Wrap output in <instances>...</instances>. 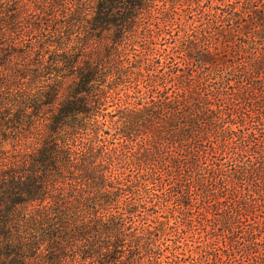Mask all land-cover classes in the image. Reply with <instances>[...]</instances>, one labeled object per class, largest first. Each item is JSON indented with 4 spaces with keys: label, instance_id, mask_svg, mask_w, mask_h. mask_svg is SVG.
Wrapping results in <instances>:
<instances>
[{
    "label": "trees",
    "instance_id": "16d2710c",
    "mask_svg": "<svg viewBox=\"0 0 264 264\" xmlns=\"http://www.w3.org/2000/svg\"><path fill=\"white\" fill-rule=\"evenodd\" d=\"M156 1L93 8L120 12L124 29ZM223 1L207 18L195 0L204 38L240 29L233 58L187 53L146 77L62 48L43 23L58 0H0V264H264V104L248 120L234 106L264 92V0ZM177 170L194 180L205 223L184 196L174 225L157 211L146 222L149 208L174 215L181 190L161 173ZM172 229L187 237L169 240Z\"/></svg>",
    "mask_w": 264,
    "mask_h": 264
},
{
    "label": "rangeland",
    "instance_id": "374dc122",
    "mask_svg": "<svg viewBox=\"0 0 264 264\" xmlns=\"http://www.w3.org/2000/svg\"><path fill=\"white\" fill-rule=\"evenodd\" d=\"M58 1L60 6H55L57 8L56 16L45 15L43 23L46 22L49 26H52V28L56 27L61 32L64 37L62 48L82 49L88 47V51H96L110 65L117 66V63L120 62L125 68L131 67L132 71L142 72L146 77L149 75L148 70L156 68L159 62L163 65L169 61L170 57H173L176 63L183 64L184 61L181 57L184 55L186 59L185 54L187 53L198 56V52L201 51L204 54H219L221 58L225 59V57L233 58V52L237 50L235 44L240 36V29L236 28V26H233L234 29H230L226 24H220V29L224 30V37L217 35L216 32L211 30H209L211 33L207 34V38L202 35L205 27L202 25L208 22L207 19L202 22L203 19L210 13H214L208 7L215 6L217 3L224 5L223 0H198L199 4L205 7L204 12L206 13L203 17L201 12L198 11L199 8H197L195 0H157L154 9L151 11L144 10L143 16L130 19L129 22L124 24V29L116 27V25L122 24L123 21L118 22V20L123 19V15L116 11L100 14L97 12L96 6L93 8L95 0H91V3L87 0ZM188 2L190 3L187 4ZM38 4L40 8H46L44 7L45 4ZM46 9L49 12L48 14L52 12L51 6ZM170 18H175V21L173 23L170 22ZM96 22L102 25L103 28L94 31L93 28H95ZM192 24L194 25L193 30L190 27ZM56 48H59V45L52 47L51 50L55 51ZM159 84V88L162 89L163 85L161 84L163 83L160 81ZM38 86L34 84L32 88L35 89ZM35 92L39 94L37 89ZM129 93L134 95V90H129ZM117 104H120L118 99H111L109 101V111H116ZM261 104H264V92L249 91L248 98L235 100L234 106L237 114L244 116L248 120L251 113L248 111L252 109L259 110ZM229 108L231 106L227 107V109ZM82 140L84 139L82 138ZM10 150H13V148H10ZM168 158L171 157L168 155ZM113 170V172L117 173L116 169L113 168ZM161 174V177L168 183L166 186L168 188L172 186L175 188L174 190L180 189L181 194L172 193L171 205L175 210L174 215L169 213L168 210L160 208L153 210V208H149V211L145 212L146 222L150 223L153 219L151 215L156 216L155 211H157L159 216L166 217V219H161L163 222L168 223L170 221L174 225V216H179L181 210L179 200L184 196L185 198L191 197L195 217L199 218L198 221L203 223V218L199 213L202 208L200 200L202 198L200 192L193 188L194 180L189 178L185 171L177 170L173 174L168 172H162ZM158 185L152 188V193H159L157 191L159 190ZM229 204H232V199H229ZM259 215H261L260 212ZM203 224L199 225L198 222L194 224L198 226H196L197 232H201L202 235H204ZM168 233L170 234L169 240L182 241L187 237L183 235L181 239L178 238L176 229H172ZM220 238L223 240L222 236Z\"/></svg>",
    "mask_w": 264,
    "mask_h": 264
}]
</instances>
